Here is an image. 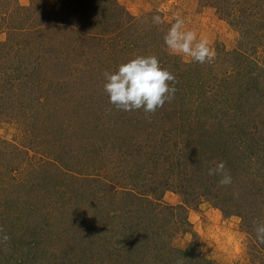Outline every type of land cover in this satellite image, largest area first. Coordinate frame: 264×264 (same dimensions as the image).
Masks as SVG:
<instances>
[{
	"label": "rangeland",
	"instance_id": "374dc122",
	"mask_svg": "<svg viewBox=\"0 0 264 264\" xmlns=\"http://www.w3.org/2000/svg\"><path fill=\"white\" fill-rule=\"evenodd\" d=\"M177 17L215 57L165 47L174 96L154 113L117 110L104 73ZM261 19L264 0H0V234L25 213L2 202L23 189L50 208L7 233L32 229L50 264H106L114 246L107 264H264V39L250 40ZM221 161L227 186L208 174ZM14 241L0 239V264H20Z\"/></svg>",
	"mask_w": 264,
	"mask_h": 264
},
{
	"label": "clouds",
	"instance_id": "9594fccd",
	"mask_svg": "<svg viewBox=\"0 0 264 264\" xmlns=\"http://www.w3.org/2000/svg\"><path fill=\"white\" fill-rule=\"evenodd\" d=\"M152 22L159 25L162 18L155 15ZM185 24V19L181 17L174 20L164 36L165 46L173 54H183L200 64L210 63L215 57V52L210 49L208 41L198 39L197 33L192 30H185ZM104 77V90L110 103L115 105L117 110L126 112L143 109L145 113H154L170 101L176 92L175 76L161 66L155 55L136 56L120 64L114 73L105 72ZM208 174L222 177L219 181L222 186L232 183L223 161L210 168ZM255 231V239L264 245V223L259 224Z\"/></svg>",
	"mask_w": 264,
	"mask_h": 264
},
{
	"label": "trees",
	"instance_id": "16d2710c",
	"mask_svg": "<svg viewBox=\"0 0 264 264\" xmlns=\"http://www.w3.org/2000/svg\"><path fill=\"white\" fill-rule=\"evenodd\" d=\"M114 10H116V9L115 8L112 9L113 13L115 12ZM262 27H264L263 19H261V21H260V23L258 25V28H262ZM155 29H158V28L155 27L154 30ZM0 32H2V27L1 26H0ZM153 34L154 35L153 36L151 35V37H152L151 38L150 37V33H148V35L146 36L148 38L147 42H144V41L138 42V41H136L134 44L133 43L132 44H129V43L125 44L124 48L120 49V52L125 53L126 50L129 48V50H131L132 53L135 55L133 57H130L132 59L135 58L136 56H151V55H155L158 58L161 66L163 68L169 69V67H173V65L175 63L174 62L175 61L174 60L175 57L173 55L169 56L170 54H168L164 50L165 47H166L165 44H164L165 33L162 34V33H159V32L158 33L154 32ZM246 34L248 36L250 35L249 37H251V32L249 33V32L246 31ZM157 36H162L163 38H160L159 40H156ZM255 36H256V39H252V37L250 38L252 43L253 42L255 43L257 39L262 40V41L264 39V34L263 35H255ZM10 39H11V37H10ZM255 44L258 45L257 42ZM4 45H6V44L0 41V46H4ZM237 52H238L237 55L240 56V57H242V55H245V53L242 51V49H239ZM107 67H108V65H107ZM40 76H41V74H37V75H32L31 74V79H26L25 82L27 83V86H25V87L28 88L30 93L34 91L33 88H32L33 84H36V82L40 79ZM77 76L78 75H76L75 78ZM43 82L44 81H42L41 83H43ZM36 85H41V84H36ZM27 94H28V92H27ZM42 99H43V97H42ZM40 103H42V102L40 101ZM30 109L31 110H29V111L26 110V111H28V112L34 111L33 107H30ZM29 122H31V120H29ZM192 154L190 155L189 158H186V159H188V160L192 159L193 161H197L196 154H194V153H192ZM24 192L25 191H23V189H20L18 193H16V192L12 193V195L9 197L10 199H6L5 201L2 202V204H3L2 207H4L3 209H6V208H8L10 206L9 209H6V212H9V214H13L14 216H16L17 215V209H19V208H22V210H24L25 213L21 214L20 216H18L19 215L18 214L17 217L14 220L11 219L12 222L4 221L5 228L4 229H2L3 227L1 228L2 229L1 230L2 233L0 234V239H2V242H4L5 244H6V242H8V243L9 242H13L14 240H15L14 242H16L18 240L20 241L19 242L20 245L16 246V251L15 252H17V253H15V255H14V258H17L19 260L20 264H27L26 259L23 257L24 255H26L25 253H23V249H22L23 247L25 249L28 247L29 250H31V251H35L36 250V252H34L36 254V256H34L33 253H31L27 257V258H29L30 262H32V260L34 259L36 261V264H50L49 261L52 260L51 259L52 256L50 255L49 251L46 250V249L40 250V245L41 244H38V242H36V241H33V242L30 243L29 239L31 237V233L34 234V232H32L33 231L32 229L28 230V231L31 232L30 234H25V235H20V236H14L15 232H13V231H10V232L7 233V227L12 228V227H16L18 225L19 227L21 226L22 229L23 228L25 229L27 227V225H26V223L23 224V221H21V220L25 217V215L27 213H29V211L31 213H33V215L31 214V216L34 217L35 214H38V218L41 219V218H45L44 214H46V212L44 213V210H47V209L50 208V207H46V205H43L40 202H37L35 205L33 204L34 206L32 204L28 203L27 201L22 202V199L23 200L26 199L24 197V194H23ZM18 202H21L23 204L17 205ZM6 204H8V207L7 206L5 207ZM41 205H42V207H40ZM44 208H47V209H44ZM47 214H48V212H47ZM48 216H49V214H48ZM44 221L45 222H49L47 219H44ZM5 236L7 237V239H4ZM26 240H28V241H26ZM21 243L23 244V246H22ZM17 244H18V242H17ZM8 245H11V244H8ZM13 247H15V246H13ZM114 247L115 248H111L110 249V253H109L110 260L108 262H110V261L112 262V261H114V259L120 257V255L117 254L116 246H114ZM122 249H124V251H126L125 246L120 248V252H122ZM8 250L11 251V249H8ZM87 251L88 252L92 251V249L88 248ZM60 262L61 263L54 262L53 264H65L64 260L60 261ZM108 262H106V264Z\"/></svg>",
	"mask_w": 264,
	"mask_h": 264
}]
</instances>
